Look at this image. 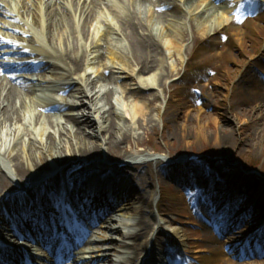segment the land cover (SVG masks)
<instances>
[{
  "label": "bare ground",
  "instance_id": "1",
  "mask_svg": "<svg viewBox=\"0 0 264 264\" xmlns=\"http://www.w3.org/2000/svg\"><path fill=\"white\" fill-rule=\"evenodd\" d=\"M15 1L16 10L0 5V14L21 22L23 26L5 24L0 18L1 27L22 34L23 41L29 42L26 50L29 55L19 58L20 63L3 62L8 72L22 70L25 73L19 78L11 76L15 84L9 83L8 76L0 73V220L7 227H22L27 223L36 227L46 223L52 229L51 225H55L57 219L53 220L51 212L60 202L61 195L68 194L71 198L89 201L98 218L106 216L99 222V228L94 226V221H89L83 230L65 225L66 236L57 229L44 232L46 244L56 246L60 237L66 240L63 257L69 253L72 264H138L135 261L143 249L145 264L161 263V258H165L168 264H182L175 260V255L186 254L187 244L178 228L167 232L175 245L162 241L160 236L165 234L162 229L165 222L161 220L156 222L154 235L147 238L152 226L148 195L152 193L138 187V183L144 179L146 168L142 166L149 161L160 165L163 157H154L144 149L137 150L142 139L136 126L146 131L151 123V104L158 97L156 87L162 86L164 78L175 70L166 58L183 57V44L175 35L178 30L175 23L181 18L179 13H184L185 19L188 17L193 30L198 28L202 35H210L230 21L227 14L237 11L239 0L232 5L231 0H147L152 7L148 11L154 14L153 18L159 24L157 32L147 18L142 21L137 15L134 6L141 0ZM0 3L8 4V0H0ZM109 3L111 8L105 9ZM99 8L115 18L105 22V33L98 26L90 32L92 17ZM26 26L41 33L43 44ZM109 38L123 44L125 57L130 59L133 67L124 56L115 55L113 47H109ZM4 41L0 40V53H14V46ZM79 42L83 51L81 55ZM262 54L264 57V51ZM98 63L102 72L96 67ZM253 64L254 61L248 62L246 69ZM82 67L84 74H78ZM105 69L109 70L110 76L106 83H102L100 78ZM32 70L44 73L31 76ZM239 72L242 74V70ZM19 83H23L21 87L16 85ZM90 83L92 86L88 88ZM44 88L63 92L65 96L55 97L51 103L32 101L34 109L27 107L22 95L31 96L38 92L41 96ZM117 91L129 93L131 107L126 108V103L114 95ZM147 91H150V97L146 104L140 98ZM51 110L59 112L64 121L53 120L55 115H50ZM23 111L35 119L33 130L18 125L23 122ZM127 111L129 117L125 114ZM252 111L264 120V105L254 104ZM163 114L170 115V112L165 109ZM90 118L97 123L94 128L91 123V126L86 125ZM168 133V137L175 136L176 128L169 129ZM101 150L104 156L96 159ZM111 158L121 160L113 170L102 168ZM68 163H80L81 169L63 168ZM171 171L166 170L168 178H181ZM3 190L7 193L3 194ZM213 194L220 200V192L213 190ZM219 209L224 210L214 202L206 207L209 211ZM233 210V207L228 210L225 219L231 224L238 221ZM6 211L14 212V217L4 216ZM200 217L204 220L202 215ZM246 219L242 218L240 222ZM250 222L253 226H260L254 236L261 233V238L264 237V217L256 214ZM5 230L0 224L1 238L7 235ZM231 231L229 235L241 233V228L235 227ZM79 244H83L79 252L73 253L72 249ZM247 249L256 256H263L264 241L261 245H249ZM247 260L244 259L243 263L248 264Z\"/></svg>",
  "mask_w": 264,
  "mask_h": 264
},
{
  "label": "rangeland",
  "instance_id": "2",
  "mask_svg": "<svg viewBox=\"0 0 264 264\" xmlns=\"http://www.w3.org/2000/svg\"><path fill=\"white\" fill-rule=\"evenodd\" d=\"M234 1L236 0H231L230 5ZM239 2V15L234 17V14L228 13L227 17H234L233 21H229L210 35H202L198 28L193 30L188 17L185 19V14L179 13L181 18L178 24L175 23L178 29L175 35L183 44V57L179 59L174 55L166 58L168 64L174 65L175 70L164 78L162 86L156 87L158 97L151 104V123L146 131L136 126L142 139L136 146L137 150L144 149L154 157H163L160 165L149 161L142 166L146 169L143 172V182L138 183V187L146 189L147 193L160 189L167 192L161 207H149L152 212V226L147 238L154 235L157 230L156 222L161 220L165 222L162 227L165 234L160 236L162 241L175 245L169 240L167 232L174 227L178 228L184 243L187 244L186 254L180 252L175 255V260H181L182 264H244V259L249 260L248 264H264V254L256 256L247 249L249 245H261L264 241L261 233L254 236L260 226H253L250 222L256 214L264 217V120L252 111L254 104L264 105V0ZM110 4L105 9L111 8ZM0 5L9 9L15 7V10L18 7L15 0H8V4ZM149 7L151 5L149 6L147 0H141L134 6L140 19L144 21L147 18L157 32L159 24L155 22L154 14L148 11ZM97 11L92 17L90 32L98 26L100 31L105 33V22L109 19L114 21L115 18L101 8ZM0 18L5 24L23 26L21 22L9 16L0 14ZM1 22L0 40H5L4 43L10 41L8 45L14 46L15 52L0 53V73L8 76L9 83L15 84L11 76L19 78L25 73L22 70L8 72L3 67V62L20 63L19 58L29 55L26 51L29 42L23 41V35L18 31L2 28ZM25 28H29L33 36H38L36 39L43 44L41 33L37 29L27 26ZM103 36L102 39L105 40ZM108 41L115 55L125 57L122 43L110 38ZM81 46L80 44L79 55L83 52ZM125 59L133 67L134 64L127 56ZM250 61L255 64L246 69V64ZM99 64L96 67L102 72V66ZM38 73L43 74L44 71L30 72L31 76ZM103 73L100 80L106 83L110 76L109 70L105 69ZM78 74H84L83 67ZM21 84L23 83L16 85L21 87ZM91 86L90 83L88 88ZM44 89L41 96L38 92L31 96L22 95L27 107L32 106V101L36 104L41 101L51 103L55 97L65 96L63 92L59 93L51 88ZM144 94L140 101L147 104L150 91ZM114 95L126 103V108L131 107L132 97L129 98L128 92L117 91ZM165 109L170 115L163 114ZM49 113L55 115L53 120L64 121L59 112L51 110ZM125 114L130 116L128 111ZM34 120L29 112L23 111V122L18 125L20 128L33 130ZM90 120L89 124H86L83 119L86 125H92L91 128H94L97 123L91 118ZM174 128L176 135L168 137L169 129ZM223 128H226V131ZM100 156H104V151L101 150L95 158L99 159ZM120 160L111 158L102 168L113 170ZM64 167L79 171L81 164L68 163L64 164ZM167 169H172L171 172L181 178H168L165 175ZM213 190L220 192V200L213 194ZM3 191V194L7 193ZM212 202L218 203L224 210H206L207 204ZM232 207V214L238 221L231 224L225 219ZM250 216L252 219L249 220ZM242 218L247 219L241 223ZM97 224L99 225V222H96ZM235 227H240L241 233L229 235ZM113 235L118 238V235ZM174 241L177 243V240ZM177 245L179 246V242ZM236 245L237 249L233 250ZM78 247L74 253L79 252L81 245ZM245 249L248 251L245 252ZM138 254L135 263L144 257L145 249ZM59 264L72 263L69 258H65Z\"/></svg>",
  "mask_w": 264,
  "mask_h": 264
},
{
  "label": "snow or ice",
  "instance_id": "3",
  "mask_svg": "<svg viewBox=\"0 0 264 264\" xmlns=\"http://www.w3.org/2000/svg\"><path fill=\"white\" fill-rule=\"evenodd\" d=\"M9 43H10V41H9Z\"/></svg>",
  "mask_w": 264,
  "mask_h": 264
}]
</instances>
